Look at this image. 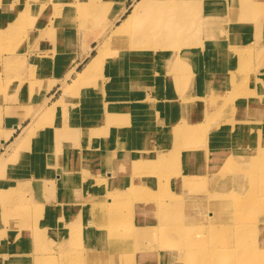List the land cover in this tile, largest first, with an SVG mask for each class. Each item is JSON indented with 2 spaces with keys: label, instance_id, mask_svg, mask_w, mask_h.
Returning <instances> with one entry per match:
<instances>
[{
  "label": "rangeland",
  "instance_id": "374dc122",
  "mask_svg": "<svg viewBox=\"0 0 264 264\" xmlns=\"http://www.w3.org/2000/svg\"><path fill=\"white\" fill-rule=\"evenodd\" d=\"M123 1L113 0L106 17L121 4L129 7L137 0ZM5 2L13 5L6 12L15 14L21 10L18 5L28 6L23 10V18L17 16L0 24V32L5 29L0 34V49L3 48L0 56L10 48L14 50L8 66H0V139H6L0 146V262L15 264L20 259L31 264H173L169 258L162 259V251H171L178 242L176 238L173 242L163 239L160 233L149 238L141 234L142 222L149 220L156 205L151 202L152 208L144 207L145 216L137 215L134 211L137 202L121 189L133 180L147 190L151 187L140 181L157 177L158 187L167 193L172 188L178 190L181 184L177 181L178 173L188 168L182 165V154L168 153V147L171 140L180 135L179 129L191 132V129L216 127L213 125L218 120L210 119L209 107L202 105L206 95L211 96L208 90L214 86L216 94L229 95L231 83L228 86L229 82L220 83V79L234 61L233 70H237L236 60L239 59L229 56L231 50L249 46L244 49L245 54L239 56L243 62L235 74L238 89L248 91L249 98L261 91L257 82L252 83L259 74L261 58L254 51L256 46H250L260 23L264 27V0L244 1L255 7L254 19L248 18L247 11L237 2L226 0L225 7L213 4L206 12L187 16L186 25L177 22L171 35L186 42L177 49H163L173 51V58L162 54L157 66L153 61L147 62L154 72H139L129 77L131 83L123 86L117 81L102 82L98 89L86 93L83 90L87 87H84L80 91L88 97L84 104L90 107L86 120L77 124L72 134H54L43 149L36 140L44 122L40 117L42 112L38 113L30 101L42 99L46 91L54 102L64 92L76 72L89 61V57L85 58L84 46L96 47L94 37L99 28L90 27L83 35L80 33L75 47L65 44V48H60L59 34H46L43 30L33 33L31 24L48 16L54 28L55 17L69 15V20L57 22L61 24L63 38H67L68 28L78 24L80 19L77 6L59 7L57 11L62 14L59 15L46 2L47 8L40 14L33 6L35 0H0L1 8ZM129 9L124 10L120 18ZM205 20L225 23L220 26L222 32L205 37L200 30ZM208 27L213 28L210 24ZM18 30H23L22 34ZM246 31H251V38ZM141 67L142 64L137 65L139 70ZM77 94L79 90L71 88L49 115L47 123L55 126L57 118L67 115L65 105ZM252 104L250 106L254 107ZM224 106L219 118L224 117L221 121L225 123L232 114L230 110L224 113ZM73 113L79 116L81 111L75 107ZM193 123H198V127ZM190 137L196 140L192 143L194 147L203 149L208 144L201 143L204 140L201 136L191 134ZM236 140L237 137L231 143ZM214 155L208 152L197 157L209 177L231 156L229 153L215 159ZM143 187L140 188L144 190ZM164 197L167 196L157 199ZM217 209L212 206L211 214ZM252 221L249 218L244 223ZM228 236L227 232L219 235L221 239ZM112 242L126 248L112 250ZM45 254L50 257L40 261ZM208 256L202 254L204 259L194 264H203Z\"/></svg>",
  "mask_w": 264,
  "mask_h": 264
},
{
  "label": "bare ground",
  "instance_id": "6f19581e",
  "mask_svg": "<svg viewBox=\"0 0 264 264\" xmlns=\"http://www.w3.org/2000/svg\"><path fill=\"white\" fill-rule=\"evenodd\" d=\"M45 1L57 13L59 7L77 6V11L80 10V19L78 24L75 23L68 28L67 38H63L61 24H57V22L59 19L69 20V15L55 17L54 28H52L53 23L51 24L52 20L48 16H43L36 22L33 20L32 24L28 22L27 27L31 24L33 31H30L33 33L34 30H38V32L43 30L46 34H59V46L65 48V44L75 47L79 34L85 33L90 27L99 28V31L94 37V41L97 43L96 47L84 46L85 58L89 57V61L80 71L76 72V77L70 80L71 83L67 84L64 92L54 102H51L52 95L47 97L49 92L46 91L42 93V99L36 102L30 101L34 103L38 113L42 112L40 117L44 120L36 136L41 149L48 146L54 134L56 136L72 134V129L86 120V112L90 110V107L84 104L88 97L82 95L80 90L87 87L83 90L84 93L90 90L95 91L102 82L108 84L117 81L119 85L123 86L131 83L129 77L136 76L139 72L141 74L146 70L149 73L154 72V68L148 66L149 62H155L157 66L162 54H168L166 58H173V51H163V49L168 47L177 49L186 42L182 38L171 35L177 22L186 25L188 23L185 22L187 16L206 12L213 4H216L218 8L227 6L226 0H222L225 3H220L219 0H137L134 5H129L130 9L121 4L122 7L119 6L118 10L114 9L106 17L113 0H65L66 4L64 0ZM60 1H62L61 4ZM233 1L237 2L244 11H247V16H250L248 18H255V7L245 3V0ZM46 2L35 0L36 4L33 6L36 7L37 13L41 14L42 9L47 8ZM1 6L3 8L0 7V24H4L17 16L23 18V10L28 4L18 5L21 10L16 14L6 12L8 9H12L13 5L5 2ZM128 9L130 11L120 18ZM32 19H36V17H32ZM115 22L118 24L114 25ZM208 24L213 28L208 27ZM224 24H213L211 20H205L201 23L200 30L205 37L209 35L213 37V33L222 32L220 26ZM260 24L255 30L253 35L255 41L250 47L256 46L254 51L261 58L259 74L252 81V83H258L261 91L249 98L248 91L238 89L236 86V77L238 76L235 74L241 69L243 62L239 56L244 55L246 51L244 49H249V46L231 50L230 54L228 53L229 56L235 55L239 59L236 60L237 70L236 72L233 70L235 69L234 61L233 66L228 68L220 79V83L229 82L228 86L231 83L229 95L222 97V95L216 94L213 90L214 86L208 90L211 96L208 98L206 95L207 99L204 97L202 105L203 108L209 107L210 119L218 120L213 125L216 127H210V130L191 129V132L179 129L180 135L171 140V146L168 147V153L175 156L182 154V165L185 164L188 168L187 171L178 173L177 181L181 182L177 187L178 190L172 188L167 193L166 190L158 187L160 181L157 177L140 181L151 187L150 189L146 190L133 180H130L124 189H121V192L125 191L137 202L134 209L137 215L145 216L147 212L144 207L152 208L151 202L156 205L149 220L146 219L145 222H142L143 232L141 234L149 238L160 233L163 239L173 242V239L176 238L178 242L171 251H162V259L169 258L173 264L199 263L202 261V254L209 255L203 264H264V199H262L264 196V27L262 23ZM2 31L4 32L5 29ZM21 31L23 30H18L20 33ZM245 34L252 37L251 31H246ZM82 46L80 47L82 48ZM89 49L91 52L88 56ZM11 51L14 50L10 48L8 53L0 56V66H8L7 63L13 55ZM93 51L95 53L92 55ZM138 64L143 65L142 70L137 68ZM71 88L79 90V94L65 105L69 113L57 118L56 125L52 126L47 123L48 117L68 96ZM251 103H254L252 105L255 106L251 107ZM227 104L228 106H226ZM233 104L235 105L233 106ZM223 105H225L223 112L227 114L230 110L232 114V117L226 119L225 123L221 121L224 117L219 118ZM202 106L199 105V108L203 109ZM75 107L81 111L79 116H75L73 113ZM193 125L196 126L195 128L198 127V123H193ZM191 134L203 137L204 140L201 143L208 144L204 145L203 149H200L199 146L194 147L192 143H195L196 140L190 137ZM235 137L237 140L231 143ZM5 140L0 139V146ZM208 152L215 154V159L221 155L231 154L227 162L219 167L221 169L210 177L209 173H205L203 170L202 164L197 162L198 156L206 155ZM204 181L207 184H201ZM253 185L258 186L252 189ZM140 187H143L144 190ZM199 191H206V193L203 194ZM127 195L124 194L125 198L130 199ZM165 195L166 199L165 197L157 199ZM212 206H217L218 209L211 214ZM89 207L91 206L89 205ZM22 211L23 209L20 208L19 212ZM208 213H210L209 217ZM249 218L253 219L252 223H244ZM222 232H227L229 238L221 239L219 235ZM213 243L220 245L215 247ZM110 246L112 250L126 248L125 245L120 246L118 242H112ZM49 257L45 254L40 258V261ZM0 263L5 264L6 262ZM162 263L164 264V262ZM15 264L31 263L17 259Z\"/></svg>",
  "mask_w": 264,
  "mask_h": 264
},
{
  "label": "crops",
  "instance_id": "0c3cea01",
  "mask_svg": "<svg viewBox=\"0 0 264 264\" xmlns=\"http://www.w3.org/2000/svg\"><path fill=\"white\" fill-rule=\"evenodd\" d=\"M0 138H1V136H0Z\"/></svg>",
  "mask_w": 264,
  "mask_h": 264
}]
</instances>
